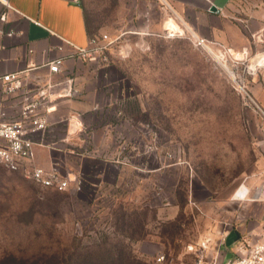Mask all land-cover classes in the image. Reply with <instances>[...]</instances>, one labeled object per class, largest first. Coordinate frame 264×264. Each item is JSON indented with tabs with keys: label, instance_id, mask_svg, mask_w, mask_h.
Masks as SVG:
<instances>
[{
	"label": "rangeland",
	"instance_id": "obj_1",
	"mask_svg": "<svg viewBox=\"0 0 264 264\" xmlns=\"http://www.w3.org/2000/svg\"><path fill=\"white\" fill-rule=\"evenodd\" d=\"M82 3L111 41L83 59L97 103L66 153L86 185L0 163V264H201L205 237L264 234V0H232L211 39L165 0Z\"/></svg>",
	"mask_w": 264,
	"mask_h": 264
},
{
	"label": "crops",
	"instance_id": "obj_2",
	"mask_svg": "<svg viewBox=\"0 0 264 264\" xmlns=\"http://www.w3.org/2000/svg\"><path fill=\"white\" fill-rule=\"evenodd\" d=\"M6 1L17 12L0 3V73H19L22 86L16 93L6 94L0 82V123L19 119L28 99L41 102L38 112L47 113L49 131L47 147L35 148L34 164L47 168L57 163L65 167L67 149L81 134L76 121L83 123L89 108L97 103L84 78V61L75 55V47L87 48L93 37L84 5L82 0ZM165 1L174 11L190 18L207 39L227 37L230 27L225 31L220 21L225 20L232 0ZM212 6L218 12H211ZM8 31H14V35L3 33ZM57 58H64V62L61 72L52 75L48 63ZM66 79L73 81L79 95L60 96L67 87ZM40 91H45L43 97H37ZM33 138L40 139L36 135Z\"/></svg>",
	"mask_w": 264,
	"mask_h": 264
},
{
	"label": "built area",
	"instance_id": "obj_3",
	"mask_svg": "<svg viewBox=\"0 0 264 264\" xmlns=\"http://www.w3.org/2000/svg\"><path fill=\"white\" fill-rule=\"evenodd\" d=\"M0 3L7 9L17 12L6 0H0ZM3 33L10 37L14 35V31ZM196 39L199 44L209 51H218L217 57L223 63L228 58L231 59V56L234 57V60L240 61V58L235 57L233 50L226 45L212 42L213 47H210L205 44V40ZM104 42H106V45H110L111 41L107 35L92 37L87 48L75 47V55L82 59L87 58L93 48L102 49L106 47V45H101ZM63 62L64 58L50 61L48 63L50 73L52 75L59 74ZM233 79L235 80V78ZM0 82L3 83L6 94H14L22 86L19 73H0ZM64 83L67 87L63 89L60 96L74 97L80 94L71 79H66ZM236 83L241 92L249 97L246 90L238 82ZM43 95H45V91H40L37 97H43ZM41 105L42 103L38 100L28 99L19 119L8 123H0V163L9 171L19 172L25 178L42 187L59 191H79L86 185V178L82 173L65 170L64 166L57 163L47 168L34 164L35 148L38 146L47 147L46 135L49 131L47 113L38 112ZM76 124L80 127L78 129L81 130L82 121H76ZM35 135L40 137L39 141L34 140ZM212 242L211 237H205L195 245H190V250L197 255L201 264H264V234H249L232 240L229 232L225 231L220 233L215 248ZM162 260V257H158L156 264H162Z\"/></svg>",
	"mask_w": 264,
	"mask_h": 264
},
{
	"label": "bare ground",
	"instance_id": "obj_4",
	"mask_svg": "<svg viewBox=\"0 0 264 264\" xmlns=\"http://www.w3.org/2000/svg\"><path fill=\"white\" fill-rule=\"evenodd\" d=\"M167 26H175V23H174V21L173 20H170V22L168 23V25ZM235 54V53H234ZM239 56V55H238ZM239 58H241V57H239ZM258 65H260V64H258ZM223 67L225 68V70L229 73V75H233L232 74V71H231V69L228 67V66H226V64L225 65H223ZM232 78H235V77H233L232 76Z\"/></svg>",
	"mask_w": 264,
	"mask_h": 264
},
{
	"label": "water",
	"instance_id": "obj_5",
	"mask_svg": "<svg viewBox=\"0 0 264 264\" xmlns=\"http://www.w3.org/2000/svg\"><path fill=\"white\" fill-rule=\"evenodd\" d=\"M210 10L211 12H218L215 6H212Z\"/></svg>",
	"mask_w": 264,
	"mask_h": 264
}]
</instances>
